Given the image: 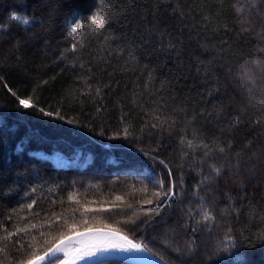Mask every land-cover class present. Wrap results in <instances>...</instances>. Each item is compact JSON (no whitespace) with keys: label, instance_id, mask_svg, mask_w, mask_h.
<instances>
[{"label":"trees","instance_id":"obj_1","mask_svg":"<svg viewBox=\"0 0 264 264\" xmlns=\"http://www.w3.org/2000/svg\"><path fill=\"white\" fill-rule=\"evenodd\" d=\"M101 7L112 23L95 33ZM257 120L264 0H0V264L89 227L116 228L166 264H264ZM161 181L175 197L153 195ZM157 203L159 215L146 211Z\"/></svg>","mask_w":264,"mask_h":264},{"label":"snow or ice","instance_id":"obj_2","mask_svg":"<svg viewBox=\"0 0 264 264\" xmlns=\"http://www.w3.org/2000/svg\"><path fill=\"white\" fill-rule=\"evenodd\" d=\"M103 4V0H101V5ZM112 13L110 11L105 10L103 7H101V10L93 15L91 17V23H94L97 27L93 30L95 33H100L105 29L107 25H110L112 23ZM13 20H19L25 25L29 23V20L27 17H21L17 15L16 13L12 14L11 17ZM81 28V24L78 22H74L73 25L70 26V30L72 33H76L77 30ZM110 38V37H106ZM81 47H83V44H81ZM72 50H77V44L74 42L72 44ZM122 52V49L119 50ZM128 55L135 59L133 54L131 52L128 53ZM83 67V65H81ZM100 94V90L97 89V95ZM15 95V93H13ZM19 105H21L23 108L28 109L32 105L30 104L29 99H19ZM99 110V109H98ZM43 115L45 116H52L53 113L45 112L43 109L39 110ZM239 121V117L236 118V122ZM69 123H73V121H68ZM264 122V120H257L255 123L260 124ZM153 127H156L157 125L153 124ZM124 134L125 136L128 135V128H124ZM103 134V133H101ZM185 143V138H181V144ZM187 146L192 149L193 151L199 147H203L205 149H208L209 146L203 141H200L199 143L194 144L193 140H187L186 141ZM230 147V145H229ZM218 151L220 153L225 152L224 147H218ZM209 155V152H205V156ZM212 171L215 173V175L218 177L222 173V167H216L215 165H212ZM169 175L171 176V172L169 171ZM211 177H205V180H209ZM199 187V185L197 186ZM160 191L155 192L153 195L157 198L163 196L164 200H170L171 198L175 197V184H171L169 186V189L167 192L163 190V182H160ZM73 197L70 195L69 199H72ZM116 200H120L121 197L117 196L115 198ZM35 202L33 201V204ZM147 204H152V200L146 201ZM33 204L27 205L29 209L33 207ZM166 204L163 203H157L154 208H149L146 211L148 213L154 212L155 214L159 215L161 210L166 207ZM136 213L134 212L132 217H129L128 220L124 221L125 223H134V218L136 217ZM203 218L205 221L212 220L213 215L211 212L205 210L203 214ZM65 223H67V220H65ZM199 223V221L197 222ZM33 228L36 227L35 224L32 225ZM20 231H24V229H17V233ZM197 230L193 229V232L195 233ZM11 235V234H10ZM44 233H41V236H43ZM35 239V237H33ZM19 243V242H17ZM79 245V247H77ZM20 247H23L21 244ZM31 247V245H29ZM0 251H3V249H0ZM145 252L149 251V249L142 245L141 243H135L133 240L129 239L127 235H124L121 231H119L116 228L109 227L107 231L103 229H95L92 228H85L83 232L76 231L72 235L64 236L61 235V238L50 248H48L43 256L39 257V262H45L47 261V264H55L54 260L52 258H55L58 253H63L65 260L63 264H75L77 260H82L85 258H92L97 255H103L105 253L109 252ZM20 264H38V262L34 259H27L21 260Z\"/></svg>","mask_w":264,"mask_h":264},{"label":"water","instance_id":"obj_3","mask_svg":"<svg viewBox=\"0 0 264 264\" xmlns=\"http://www.w3.org/2000/svg\"><path fill=\"white\" fill-rule=\"evenodd\" d=\"M92 229L93 230L103 229L105 231L108 230V228H92ZM83 231H80V232H83ZM43 255L44 253L41 254L40 256H43ZM59 255H62V254L58 253L57 256ZM40 256L36 257L34 260H36L38 264H45L47 261L39 262ZM106 260H120V261L129 263V264H166L163 260H161L160 258L156 257L155 255L151 254L148 251H145V252H134V251L133 252H118V251L109 252L103 255L94 256L92 258H85L82 260H77L75 264H97V263H100ZM63 261L64 260H62L59 264H63Z\"/></svg>","mask_w":264,"mask_h":264},{"label":"bare ground","instance_id":"obj_4","mask_svg":"<svg viewBox=\"0 0 264 264\" xmlns=\"http://www.w3.org/2000/svg\"><path fill=\"white\" fill-rule=\"evenodd\" d=\"M77 247H79V245H77ZM62 255H63V253H61ZM56 258V257H55ZM55 258H53V259H55ZM35 259V258H34ZM63 260H65V257H64V259ZM64 262V261H63ZM45 264H47V262L45 263Z\"/></svg>","mask_w":264,"mask_h":264},{"label":"rangeland","instance_id":"obj_5","mask_svg":"<svg viewBox=\"0 0 264 264\" xmlns=\"http://www.w3.org/2000/svg\"><path fill=\"white\" fill-rule=\"evenodd\" d=\"M64 256V255H63Z\"/></svg>","mask_w":264,"mask_h":264}]
</instances>
